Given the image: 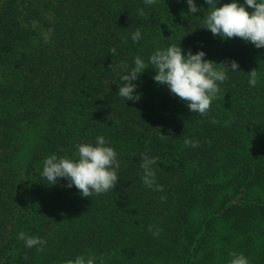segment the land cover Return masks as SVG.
<instances>
[{
  "label": "trees",
  "instance_id": "obj_1",
  "mask_svg": "<svg viewBox=\"0 0 264 264\" xmlns=\"http://www.w3.org/2000/svg\"><path fill=\"white\" fill-rule=\"evenodd\" d=\"M194 3L196 13L186 0H0V264L81 254L96 264H229L231 252L264 264V48L213 36L203 27L208 5ZM172 44L238 63L206 116L157 84L150 64L134 81L138 101L118 94L120 64H147ZM98 135L117 153L115 188L83 197L66 179L49 185L44 159L75 158L76 145ZM141 154L158 158L163 192L143 183ZM21 232L45 240L44 250L26 247Z\"/></svg>",
  "mask_w": 264,
  "mask_h": 264
},
{
  "label": "clouds",
  "instance_id": "obj_2",
  "mask_svg": "<svg viewBox=\"0 0 264 264\" xmlns=\"http://www.w3.org/2000/svg\"><path fill=\"white\" fill-rule=\"evenodd\" d=\"M188 12L200 11L194 0H186ZM146 5H153L156 0H144ZM208 5V14L204 17L203 27L210 30L213 36H220L221 39L240 38L245 42H251L256 48H264V0H244L238 3L237 0H230L228 3L217 6V0H205ZM247 8L252 9L249 12ZM138 15H146L143 8L138 9ZM36 26L37 22H32ZM54 29L49 28L43 33L45 43H48ZM133 42L141 39V32L137 29L131 36ZM116 49H110L114 55ZM205 52L198 50L193 53L190 49L185 54L179 44H172L165 49L157 48L148 58L146 64L140 56L134 58V66L129 68L127 63L120 64L119 70L125 74L120 75L123 82L119 87L118 94L125 100L136 102L139 94L136 93L137 84L134 83L139 75L149 64L155 70L154 81L159 85H166L170 93L187 104L192 113L206 116L210 110L212 101L218 99L221 89L219 84L228 79V71L235 72L238 63L231 60L227 63H216L205 59ZM220 65L217 67L216 65ZM250 86L255 87L258 82V72L253 68L248 72ZM212 123H218L215 119ZM230 122L225 121V126ZM161 137L165 135L161 134ZM185 145L198 147V141L185 139ZM75 158L67 155L57 156L51 154L43 161L41 175L48 181L49 185L57 183L58 178L68 181L67 187L73 185L83 197H91L93 194L100 195L113 190L118 183V170L120 168L117 153L102 135H98L95 144L81 142L76 145ZM63 151V149H61ZM158 162L157 157H149L141 154L140 167L143 170L142 181L146 187L153 191L163 192V185L156 183V174L153 165ZM161 201L166 197L161 196ZM154 226L149 225L148 230L158 236L160 229L153 230ZM18 238L24 240L28 248L37 247L42 252L46 241L38 236H29L21 232ZM232 259L229 264H249L248 259L242 254L231 252ZM95 254L87 256L77 255L75 259L68 260L66 264H96ZM103 264V257L100 258Z\"/></svg>",
  "mask_w": 264,
  "mask_h": 264
}]
</instances>
